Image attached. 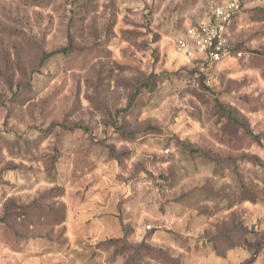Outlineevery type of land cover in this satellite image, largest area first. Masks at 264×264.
I'll return each mask as SVG.
<instances>
[{"label":"rangeland","instance_id":"rangeland-1","mask_svg":"<svg viewBox=\"0 0 264 264\" xmlns=\"http://www.w3.org/2000/svg\"><path fill=\"white\" fill-rule=\"evenodd\" d=\"M220 1L0 0V264H264V0L175 52Z\"/></svg>","mask_w":264,"mask_h":264},{"label":"built area","instance_id":"built-area-1","mask_svg":"<svg viewBox=\"0 0 264 264\" xmlns=\"http://www.w3.org/2000/svg\"><path fill=\"white\" fill-rule=\"evenodd\" d=\"M239 10L237 0L216 2L203 19L182 32L175 40V52L183 65L198 66L200 72L207 76L214 66L232 57L227 30ZM241 55V52L236 53L238 57ZM206 83H210L208 77Z\"/></svg>","mask_w":264,"mask_h":264},{"label":"trees","instance_id":"trees-1","mask_svg":"<svg viewBox=\"0 0 264 264\" xmlns=\"http://www.w3.org/2000/svg\"><path fill=\"white\" fill-rule=\"evenodd\" d=\"M239 5H240V10L235 14V16L233 17L232 19V22L231 24L229 25L228 27V30L227 32L229 33L230 32V29L237 17V15L241 12L242 10V4L240 2V0H237ZM231 56L232 57H236V53L238 52H241L239 51L236 47H232L231 48ZM70 52V50L68 49V47H65V48H61V49H57V50H53L51 52H42L41 53V56H40V62H39V65L43 64L46 60H48L49 58L53 57V56H57V55H60V54H68ZM185 68H187L191 73H194L196 74L197 76L199 77H205L204 73H201L200 72V69L198 66H185ZM227 115L229 116L230 120H232L233 122H237V119L236 117H233L230 113H227ZM241 128L245 131V133L250 137V139L252 140V142L254 144H256L257 146H261L262 148H264V145H263V141H264V132L263 133H254L252 132L248 127L247 125L245 124H242V123H239Z\"/></svg>","mask_w":264,"mask_h":264}]
</instances>
